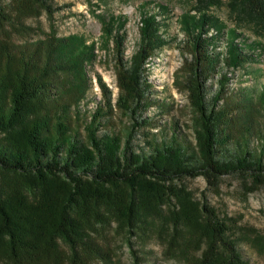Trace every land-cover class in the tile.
I'll return each mask as SVG.
<instances>
[{
    "label": "trees",
    "instance_id": "1",
    "mask_svg": "<svg viewBox=\"0 0 264 264\" xmlns=\"http://www.w3.org/2000/svg\"><path fill=\"white\" fill-rule=\"evenodd\" d=\"M3 1V33L9 32L6 25L24 31L25 21L42 10L60 9L47 0H13L8 14ZM221 6L222 0H196L195 14L188 11L176 21L184 35L181 47L191 55L177 86L192 106L195 142L173 122L164 139L154 135L147 141L150 152L137 150L133 141L151 124L143 118L155 104L150 58L177 41L168 36L174 20L168 7L147 11L143 5L139 47L129 60L126 17L102 18L116 57V107L101 77L104 103L92 110L82 105L91 87L87 64L95 58L88 40L74 35L19 43L8 34L0 37V264L108 262L102 243L109 230L123 234L133 264H143L133 241L149 237L150 217L165 207L173 256L188 264H249L230 222L177 184L204 177L217 187L234 175L264 186V133L245 117L252 98L240 99L229 88L234 73L264 52V0H230L238 23L233 28L213 12ZM241 25L256 30L258 38L247 37ZM216 77L219 88L211 93ZM260 101L264 106V91ZM114 108L132 120L127 140L112 121ZM256 139L260 150L252 146Z\"/></svg>",
    "mask_w": 264,
    "mask_h": 264
},
{
    "label": "rangeland",
    "instance_id": "2",
    "mask_svg": "<svg viewBox=\"0 0 264 264\" xmlns=\"http://www.w3.org/2000/svg\"><path fill=\"white\" fill-rule=\"evenodd\" d=\"M223 6L216 7L213 12L230 28L236 23L228 3L230 0H222ZM55 8H60L54 14L42 10L39 15L25 21L26 29L18 32L11 26L6 25L8 33H3L0 28V37L10 35L19 43L37 42L47 40L51 36L67 38L74 35L82 40H88L95 45V58L87 64L90 89L88 99L84 105L90 110L95 109L97 104L104 103L103 93L98 78L101 77L107 87L112 91L114 107L119 95L117 87L116 57L113 40L106 36L102 18L126 17L127 19V60L131 59L138 50L140 42L141 9L146 6L147 11H157L159 5H165L171 10L174 17L168 36L177 38V41L165 47L156 56L150 58L148 65V79L152 85L150 95L155 104L144 111L143 118H150V125L141 127L135 135L133 145L135 148L150 152L147 141L154 135L161 140L165 138L164 129L175 122L178 130L186 136L189 142L194 143L192 127H194V113L187 93L178 89L177 82L185 78L181 72L186 59L191 55L182 49L184 35L177 25V19L188 11H193L196 0H47ZM13 0L2 2L6 12L10 14L14 9ZM12 14V13H11ZM193 14L195 12L193 11ZM240 31L255 40L258 36L256 30L248 26H238ZM258 38V37H257ZM248 69L234 73L229 88L234 90L240 99L252 98L250 113L245 117L254 119L258 129L264 133V106L260 98L264 91V52L259 61L248 64ZM246 71V72H245ZM220 77L210 81L211 93L219 88ZM241 89H243L242 96ZM169 109L167 112H165ZM164 112V113H163ZM113 123L120 135L127 140V128L132 120L124 116L119 109L114 108ZM253 115V116H252ZM255 116V117H254ZM111 117V116H110ZM191 127V128H189ZM168 130V137L172 136ZM253 147L260 150L262 142L256 139ZM179 187L190 193L192 198L202 204L207 201L214 207L222 219H226L233 226L236 237L239 240V248L249 264H264V186H256L250 177L225 176L221 178L217 187H211L204 177L184 178L177 181ZM169 209L165 207L162 215H152L150 220V233L146 240H134V248L143 258V264H188L180 257L173 256L169 252L167 238L172 234L168 221ZM102 246L107 250L108 262L95 264H133L134 259L129 250L126 237L115 231L109 230L105 234ZM195 256L197 255L194 253ZM192 255H190L191 257Z\"/></svg>",
    "mask_w": 264,
    "mask_h": 264
}]
</instances>
